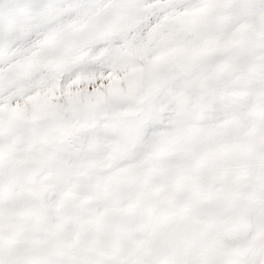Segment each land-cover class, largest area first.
I'll return each mask as SVG.
<instances>
[{
  "label": "rangeland",
  "instance_id": "obj_1",
  "mask_svg": "<svg viewBox=\"0 0 264 264\" xmlns=\"http://www.w3.org/2000/svg\"><path fill=\"white\" fill-rule=\"evenodd\" d=\"M251 44L258 52L241 70L260 65L252 89L239 73H220L228 63L223 59L213 74L220 83L206 89L197 81L209 101L168 108L162 126L167 116L175 125L159 142L152 139L162 129L148 107L122 104L132 71L155 89L147 66L162 61L142 57L143 47L120 59L125 66L118 75L64 85L58 68L71 38L46 44L39 61L14 65L9 79L20 74L41 87L0 103V158L8 160L0 161V258L6 264H264V44L258 37ZM96 83L107 87L92 88ZM79 93L89 97L72 104ZM107 97L119 102L109 104ZM7 112L22 115L5 120ZM214 113L233 116L221 127L211 122ZM23 140L28 151L15 155L18 165L10 163L4 149ZM54 146L75 159L39 185L41 173L55 164ZM164 190L171 194L160 195Z\"/></svg>",
  "mask_w": 264,
  "mask_h": 264
},
{
  "label": "snow or ice",
  "instance_id": "obj_2",
  "mask_svg": "<svg viewBox=\"0 0 264 264\" xmlns=\"http://www.w3.org/2000/svg\"><path fill=\"white\" fill-rule=\"evenodd\" d=\"M237 32L264 42V0H0V103L18 90L27 95L41 87L20 74L9 79V70L29 58L39 61L43 47L60 37L72 39L58 68L64 85L118 75L120 59L134 47L153 56L161 40L193 47L227 41ZM223 59L179 57L149 64L147 75L156 94L171 99L184 85L211 77ZM91 87L103 91L107 85ZM107 101L116 103L112 97ZM0 264L6 261L0 258Z\"/></svg>",
  "mask_w": 264,
  "mask_h": 264
},
{
  "label": "bare ground",
  "instance_id": "obj_3",
  "mask_svg": "<svg viewBox=\"0 0 264 264\" xmlns=\"http://www.w3.org/2000/svg\"><path fill=\"white\" fill-rule=\"evenodd\" d=\"M258 41H260L262 44H264V42H262L259 37H258ZM160 45H161V50L157 54H155L153 56H149V50L144 48V53L141 56L144 58H154L155 57L158 61H162V62L172 60V59H176L179 57H186V56H210V55H214V54L219 55V56H223L224 59H226L228 61V63L225 65V67L223 69H220V73H223L226 76L231 74V73H233V74L239 73L238 74L239 79L242 82H244V83H242V85L244 86V84H245L246 87H249V89H252L251 88L253 86L252 82L255 79V77L257 76L256 72H258L259 67H260V65L254 64V65L249 66L245 72H243L241 70V65L247 66L249 63L248 61L252 57L255 56V53L258 52V50L256 49V47H254L251 44V39L245 40L242 36V33H240V32L235 33L231 39L226 41L225 44H218V42H211L209 44H205V45H201V46L186 47V46H182L179 44H172L169 40L165 39V40L160 41ZM175 45H178V48L171 49L167 52L163 51L167 47H173ZM260 54H262V53H260ZM141 56H139V57H141ZM255 61H261V60L255 59ZM120 65L125 66V63H121ZM84 81H86V80H84ZM220 81H221V79L217 78V76L215 74L209 78H204L202 80H199V83H202L201 87H205L206 89H208L212 85L220 83ZM126 82H129V84L126 85L127 88L124 89L123 91H126L129 95V97L125 101L123 100L124 102L122 104H124L125 106L126 105L135 106V108H139V109H145L148 107L149 113L154 114L153 120H155L157 122L156 125H158L162 129L155 134L154 139H152V142H159V141L163 140L165 138L164 137L165 133H168V128L172 125H175L173 123V121L170 120L167 116L164 119V123H163L164 126H162V120H163L162 117H163L165 111H167L166 113L168 114V110H169L168 108L176 109L177 107L182 106V105H185V107H190V106L198 107V105L196 104V100H199V102L202 100L205 101V99L207 101H209V97L206 96V90L198 87V85H199L198 82H194V83L184 85L183 91H180L176 94V95H178V100H181L182 102H175V100H176L175 97L171 98L169 100H166L168 98L166 95L157 96L155 89H153L149 84H147V80L141 74L136 73L134 71L130 72V75L127 77ZM225 89L223 87H220L217 90L218 95H224ZM111 91L114 93V92H117L120 90L114 91L112 89H108V90H106V93L108 94ZM190 94H192V95L196 94L194 96L195 99L191 98ZM84 95L89 97L88 94H82V93H79L74 98L70 97L71 103L74 104V102H75L74 99H78V98L81 99L82 97L87 99V97H84ZM114 95H115V93H114ZM247 99L248 100H251V99L254 100V98H250V97H247ZM115 100H116V103H117V101L119 102V99H115ZM173 100H174V102H172ZM154 101H157L158 104L161 103L160 105L163 108H160L158 106L157 107L153 106ZM106 107L107 106H105V108ZM77 108L79 110H83L85 107L78 106ZM73 112L74 111H71V114H73ZM21 115L22 114H20V113H16L15 115H13L10 112V113H8V115L5 116V120H14V118L15 119L19 118ZM232 116L233 115H230V114L223 115L222 113H219L216 115L214 113L212 115L211 122L218 123V125H220L222 127L221 123L223 121H226V123H227L229 121V119L232 118ZM241 117L244 120L246 119V121H243L244 123L252 125L251 122H253L254 126L256 125L255 121L253 119H251L249 115H247L246 117H243V115H241ZM249 118L253 121L249 120ZM3 120H4V117H3ZM93 122L95 123V119H93ZM91 124H92V126H94L93 123H91ZM48 125H49V123H48ZM239 125L242 126V124H239ZM219 129H220V131H224L223 128L222 129L219 128ZM28 149L29 148H27L26 141L23 140L22 142H20L19 146L16 149L8 148V149H4V151L11 153V156H10L11 159L9 161H11V160L12 161L10 163H15V164L17 163V165H18L19 161H18L17 157L15 159V155L19 152H21V153L27 152ZM54 151H55V153H53L52 155H54V157H55V160H53V162L55 164H52L51 166L46 168L41 173L40 177L42 179L37 180V184H39V185H41V184L46 185L51 178V173H53L54 171H56V172L63 171V170L68 171L69 168H71V167L70 166L64 167V162L67 163L70 159H75V157L72 153H70L68 151H62V153H61V151H59V149L56 148L55 146H54ZM59 154H62V155H59ZM48 159H51V157H49ZM0 161H1V163L8 164V160L5 157H1ZM60 201L66 202L65 199H63V198H61Z\"/></svg>",
  "mask_w": 264,
  "mask_h": 264
},
{
  "label": "clouds",
  "instance_id": "obj_4",
  "mask_svg": "<svg viewBox=\"0 0 264 264\" xmlns=\"http://www.w3.org/2000/svg\"><path fill=\"white\" fill-rule=\"evenodd\" d=\"M160 195H170L171 193L167 190L162 191L161 193H159Z\"/></svg>",
  "mask_w": 264,
  "mask_h": 264
}]
</instances>
